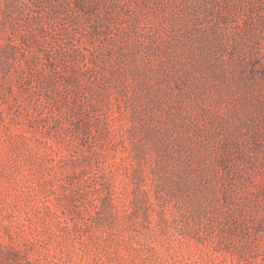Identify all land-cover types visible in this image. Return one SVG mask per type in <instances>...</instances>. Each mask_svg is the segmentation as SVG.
I'll return each instance as SVG.
<instances>
[{
	"label": "rangeland",
	"instance_id": "1",
	"mask_svg": "<svg viewBox=\"0 0 264 264\" xmlns=\"http://www.w3.org/2000/svg\"><path fill=\"white\" fill-rule=\"evenodd\" d=\"M0 264H264V0H0Z\"/></svg>",
	"mask_w": 264,
	"mask_h": 264
}]
</instances>
